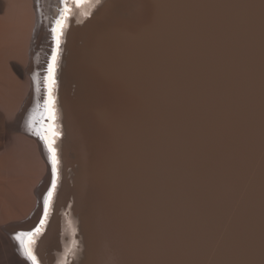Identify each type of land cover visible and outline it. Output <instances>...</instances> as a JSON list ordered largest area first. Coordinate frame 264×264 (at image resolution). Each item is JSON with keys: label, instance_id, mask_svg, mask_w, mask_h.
<instances>
[{"label": "bare ground", "instance_id": "bare-ground-1", "mask_svg": "<svg viewBox=\"0 0 264 264\" xmlns=\"http://www.w3.org/2000/svg\"><path fill=\"white\" fill-rule=\"evenodd\" d=\"M36 1L0 0V264H30L12 236L37 225L51 182L26 123L52 45L54 0ZM95 5L63 37L62 182L41 258L264 264V0ZM15 143L41 172L18 173Z\"/></svg>", "mask_w": 264, "mask_h": 264}, {"label": "snow or ice", "instance_id": "snow-or-ice-1", "mask_svg": "<svg viewBox=\"0 0 264 264\" xmlns=\"http://www.w3.org/2000/svg\"><path fill=\"white\" fill-rule=\"evenodd\" d=\"M77 7L82 6L85 3L92 2V0H71ZM100 0H95V4H99ZM63 5L59 16L54 22V26L51 28L53 40L55 41L56 48L51 56V62L47 68V76L45 77L47 98L42 105H37L33 109L32 115L29 117L27 124L34 133L41 140L48 149L49 159L52 165L53 180L52 186L48 190L46 197L44 198V218L40 221V226L36 227L33 231L29 232H16L14 234V240L18 242L22 255L31 264H40V261L33 250V244L35 243V237L43 230L45 223L47 222L49 209L51 207L52 198L55 194L57 182L59 180V165L60 159L58 156V149L56 147L57 139L62 135L57 129L55 121L56 116V98L54 96V89L56 87V69L57 61L60 54L61 40L64 35V29L67 26V21L71 14V7L69 6V0H61ZM91 15V13H87ZM39 90V85H37Z\"/></svg>", "mask_w": 264, "mask_h": 264}, {"label": "rangeland", "instance_id": "rangeland-1", "mask_svg": "<svg viewBox=\"0 0 264 264\" xmlns=\"http://www.w3.org/2000/svg\"><path fill=\"white\" fill-rule=\"evenodd\" d=\"M33 41L35 42L36 39L34 38ZM16 140L17 141H15V142L19 141L17 144L21 143L20 140H18V139H16ZM17 144L15 145L16 147L14 146L13 150H11V152L12 151H15V152L10 153L11 154L10 157L12 158V156H13V160H14V163H15L17 169H18L17 170L18 173L19 174H24V176H26V177H32L34 175V173L41 172L42 171V167L40 166L41 163L38 160H37L38 168H36L35 170H32V163L35 160L32 147L30 145L29 146H24L23 150H20V147H17ZM44 173L42 174V176L44 175ZM45 175H47V171H46ZM42 182H43V180L41 181V183ZM36 193H38L37 189L35 191V194ZM9 234H10V232L8 230H5V233H3L1 235L3 237L7 238V235H9ZM0 253H1V250H0ZM74 258H76V255L74 256Z\"/></svg>", "mask_w": 264, "mask_h": 264}]
</instances>
